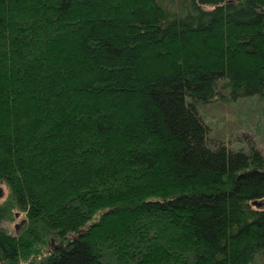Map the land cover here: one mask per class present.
Segmentation results:
<instances>
[{
	"label": "trees",
	"instance_id": "obj_1",
	"mask_svg": "<svg viewBox=\"0 0 264 264\" xmlns=\"http://www.w3.org/2000/svg\"><path fill=\"white\" fill-rule=\"evenodd\" d=\"M253 96L264 0H0V264L264 259V153L198 110Z\"/></svg>",
	"mask_w": 264,
	"mask_h": 264
},
{
	"label": "rangeland",
	"instance_id": "obj_2",
	"mask_svg": "<svg viewBox=\"0 0 264 264\" xmlns=\"http://www.w3.org/2000/svg\"><path fill=\"white\" fill-rule=\"evenodd\" d=\"M216 99L198 110L205 123L210 127L211 136L225 141L232 147H246V137H250L264 153V103L256 96L232 100ZM8 189L0 183V201L4 200ZM15 212V214H14ZM23 213L14 211L1 221L7 232L16 234L22 227ZM49 240L48 246L55 245ZM253 264H264V259L256 258Z\"/></svg>",
	"mask_w": 264,
	"mask_h": 264
},
{
	"label": "water",
	"instance_id": "obj_3",
	"mask_svg": "<svg viewBox=\"0 0 264 264\" xmlns=\"http://www.w3.org/2000/svg\"><path fill=\"white\" fill-rule=\"evenodd\" d=\"M254 202V204H259V202H257V201H253ZM107 210H105L104 212H106Z\"/></svg>",
	"mask_w": 264,
	"mask_h": 264
}]
</instances>
